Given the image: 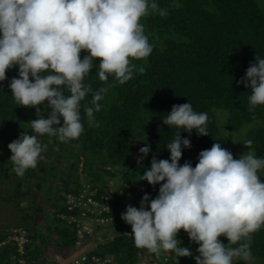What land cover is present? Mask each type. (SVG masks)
<instances>
[{
  "label": "trees",
  "instance_id": "1",
  "mask_svg": "<svg viewBox=\"0 0 264 264\" xmlns=\"http://www.w3.org/2000/svg\"><path fill=\"white\" fill-rule=\"evenodd\" d=\"M155 3L158 8L150 10L140 21L153 51L146 59L132 61L137 66L133 78L119 84L109 76L107 84L112 87L99 101L101 111L94 113V125H89L83 114L84 108L91 106L92 95L86 96L81 102L84 132L78 139L61 142L46 134L39 136L41 144L46 146L43 159L23 176L16 175L7 145L22 132L36 135L30 124L37 118L36 108L20 106L13 99L8 83L18 76L15 68L8 70L6 80L0 82V202L12 206L16 199L33 196L32 205L37 200L34 196L46 190L49 192L45 202L49 209H46L54 218L47 222V210L42 211L40 207L23 210L18 226L14 229L9 226L6 228L9 233L0 234V264H21V261L54 264L52 256L46 257L47 250L55 247L56 255H67L77 249L79 242L92 236L85 234L80 240L76 223L68 225L61 215L79 218L83 211L79 204L86 201L85 193H94L93 199L102 202L108 196L111 179L115 178L120 182L119 190L112 199L109 214L103 217L112 220L116 235L87 257L99 258L102 262L110 260L107 264H177L170 251L154 254L137 248L132 230L119 225L122 201L134 193L141 197L147 193L152 198L158 194L160 185L137 180L144 167L150 168L153 154L158 160L169 158L165 145L184 131L174 126L168 128L162 122L173 105L190 102L195 111L209 116L208 136H198L195 130L190 135L181 133L182 138L191 141V148L182 152L181 165L188 161L195 167L199 153L210 149L213 143H222L227 148L220 137L221 128L225 127L229 132H239L253 125L246 140L252 141L250 150L258 158H264V105L250 110L251 89L237 84L256 56L264 58V0H155ZM86 54L82 52L81 59ZM141 66L142 73L138 71ZM97 72L98 67H94L85 81L93 91L107 86L99 80ZM46 104L38 106L45 118L50 111ZM146 141L151 150L140 165L138 152ZM244 150L249 149L244 145ZM60 161L67 164V172L60 167ZM54 188L64 193L58 192L53 197ZM70 195L77 203L72 212L66 207ZM80 196L83 200L77 201ZM39 219L47 225L40 229V234L34 227ZM21 221L28 229L20 227ZM11 230L22 231L25 241L22 254L19 242L12 240L18 235ZM42 235L46 236L45 240H38ZM178 238L181 246L190 247L193 256L198 255V245L191 243L182 229ZM219 239L228 243L224 237ZM250 250L253 259L264 260V227L251 234ZM177 259L179 264H195L191 257Z\"/></svg>",
  "mask_w": 264,
  "mask_h": 264
},
{
  "label": "clouds",
  "instance_id": "2",
  "mask_svg": "<svg viewBox=\"0 0 264 264\" xmlns=\"http://www.w3.org/2000/svg\"><path fill=\"white\" fill-rule=\"evenodd\" d=\"M157 8L155 0H0V82L15 68L18 76L8 83L13 99L36 108L37 115L30 121L36 135L22 132L7 145L17 176L43 159L46 146L39 136L61 142L81 136V102L89 94L91 106L83 114L89 125L95 124L99 101L112 87L109 76L126 83L137 70L132 61L152 53L140 21ZM82 52L87 54L81 59ZM94 67L107 84L95 91L85 83ZM237 84L251 89L250 110L264 105V58L256 56ZM45 102L47 118L38 107ZM208 120V114L195 111L190 102L173 105L162 118L168 128L189 135L195 130L198 136L209 135ZM182 132L165 145L169 158L158 160L153 154L150 168L144 167L137 180L160 185L157 196L145 193L139 207L128 205L121 213L131 226L134 245L154 254L170 251L177 264L179 257H191L195 264H254L251 234L264 227V180L259 175L264 158H258L250 150L252 141L245 140L249 150L237 159L222 143H213L199 153L195 167L188 161L181 165L183 150L191 148ZM150 150L147 141L139 148L140 165ZM181 229L198 245V255L181 246Z\"/></svg>",
  "mask_w": 264,
  "mask_h": 264
},
{
  "label": "rangeland",
  "instance_id": "3",
  "mask_svg": "<svg viewBox=\"0 0 264 264\" xmlns=\"http://www.w3.org/2000/svg\"><path fill=\"white\" fill-rule=\"evenodd\" d=\"M254 126H247L246 128H244L243 130L239 131V132H229L226 130L225 128H221L220 131V137L225 141L226 143V147L227 149H229L232 154L234 159H237L240 155H242L244 152H246L244 150V144L243 141H245L247 139V133L248 130L252 129ZM71 148H73V145L71 146ZM5 154V151L2 152V155ZM56 155V153H54ZM60 167L62 169L65 170V172H67L68 170V166L65 162L60 161ZM119 172V171H118ZM261 178H264V170H262L259 173ZM82 180L84 178H81ZM112 181H110L109 185H108V198H115L116 194L119 190V185L120 182H118V179H111ZM58 183V182H57ZM55 190H52V196L55 197L57 195V193H64V190H60L59 188ZM61 191V192H60ZM51 193V192H50ZM47 196H49V192H47L46 190H41L39 193L36 194V196H34L35 198H37L36 203L35 204H30L33 203L34 200L33 196H29L27 199L21 198V199H16L14 200L13 205H9V203H2L0 202V234L5 235L6 233H9V231L6 230L7 227L12 226L13 229L18 226V220L23 216L24 212L23 210L29 208H34L35 207H40V209L42 211H45V209H49V206L47 204H45L46 202V198ZM59 196H61L59 194ZM62 197V196H61ZM152 198V197H151ZM142 199V197L140 196L139 193H134L132 194V196H129L127 200L122 201L121 205H120V219H119V225H122V229H131V226L126 224L122 219H121V213H123L126 209V206L131 205L134 207H139V203L140 200ZM48 200V199H47ZM42 202V203H41ZM46 209V210H47ZM28 210V209H27ZM32 215H35V211L32 212ZM53 215L51 214V212L49 210H47V212L45 213V217L47 222H51L54 218L52 217ZM43 220L39 219L37 221V224L35 225L34 223V227H36L37 229H39V231H37L39 234L42 233V231H40L41 228L47 226L44 223H42ZM83 227L81 226L82 231L78 233L80 240L84 239V235H85V231L88 233V236H92L89 237L88 239H84V242H79L78 248L71 251V253L67 254L66 253H62L61 255H56V248L54 247L52 250L48 251L46 253V257L48 256V254L50 256L53 257V262L54 264H71V262L73 261V259H75L76 257L80 256V255H84L87 253H90L92 250L97 249L99 247L100 244H104L106 241H109L110 239H112L113 237H115L116 235V229L115 226H113V223L105 222L102 225H100V229H98V225H96L95 223H87V224H82ZM20 227H26L28 229V226H26L25 224L22 223V221L20 222ZM115 232H113V231ZM112 231V233L110 234V232ZM12 234H17L18 237H12L13 241H18V248L20 253L22 254L23 252V244L25 243L24 239L22 238V231H17V230H11ZM33 236V235H32ZM42 238V240H45L46 236L42 235L38 238V240ZM50 239V238H49ZM37 243H41L42 241H38ZM24 261H21V264H23ZM254 263L256 264H264V260L261 259H254ZM144 264V263H141ZM239 264H243V262H239Z\"/></svg>",
  "mask_w": 264,
  "mask_h": 264
},
{
  "label": "built area",
  "instance_id": "4",
  "mask_svg": "<svg viewBox=\"0 0 264 264\" xmlns=\"http://www.w3.org/2000/svg\"><path fill=\"white\" fill-rule=\"evenodd\" d=\"M84 192V191H83ZM86 195V201H82L79 204V207L81 210V216L78 218L76 217H71L67 218L61 215V219L67 221L68 225L76 223V228H78L79 232L82 231L81 226L83 227L82 224H87V223H95L96 225H102L105 222H111V219H107L103 217L104 214H109L110 212V204L112 202V197L108 198L103 197L102 202H99L97 200L93 199V196L95 197L94 193L88 194L85 193ZM66 202V207L68 208L69 212H72L74 209L77 207V203L75 202V199L73 196H68ZM83 200L82 196H80V199L77 201ZM78 232V233H79ZM85 234L87 235L88 233L85 231ZM106 262H102L99 258H89L86 255H81L71 262V264H107L110 263V260H105Z\"/></svg>",
  "mask_w": 264,
  "mask_h": 264
}]
</instances>
